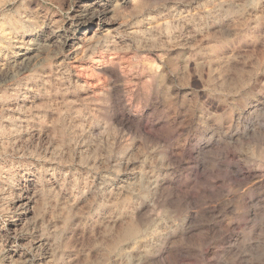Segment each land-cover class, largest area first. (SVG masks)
<instances>
[{
	"label": "rangeland",
	"instance_id": "374dc122",
	"mask_svg": "<svg viewBox=\"0 0 264 264\" xmlns=\"http://www.w3.org/2000/svg\"><path fill=\"white\" fill-rule=\"evenodd\" d=\"M255 2L0 0V35L60 25L69 59L91 57L16 76L0 57V264H187L198 245L226 264L264 231V168L236 150L264 147V111H190L197 93L123 76L164 59L215 70L225 93L255 71L250 94H264V13L240 7ZM105 33L95 54L83 44Z\"/></svg>",
	"mask_w": 264,
	"mask_h": 264
},
{
	"label": "clouds",
	"instance_id": "9594fccd",
	"mask_svg": "<svg viewBox=\"0 0 264 264\" xmlns=\"http://www.w3.org/2000/svg\"><path fill=\"white\" fill-rule=\"evenodd\" d=\"M240 7L259 9L264 13V0H256L255 3L247 5L241 4ZM8 15L9 8L6 5L4 16L7 17ZM109 35V33H105L104 37L90 36L84 40L83 44L91 47L93 54H95L100 46L101 39H106ZM70 39L72 38L65 37L62 34L60 25L51 29H47V26L41 25L38 29H34L26 35H19L13 30H4L2 35H0V57L6 55L15 62L11 69L14 76L18 75V68L28 64L36 67L51 66L53 63L61 66H70L77 59H91L90 56L82 57L78 52L73 59H69L72 53L77 51L76 48L69 46L68 41ZM83 44L78 47L83 48ZM152 54L157 55L156 52H152ZM214 71L210 68L205 71V68L200 64L195 65V70L193 71L190 70L187 63H170L161 59L158 66L143 70L138 69L132 72L123 71V76L139 78L145 84L155 83L157 86H166L171 91L178 92L184 96H187L189 93H197L189 101L190 111L200 105L214 108L217 105H240L241 103L244 105L245 113L251 114L264 111V94H250L254 86L255 71L245 83L227 93L223 91V84L219 87L214 86ZM117 77L119 78V73H117ZM60 78L68 79V73L66 72ZM229 96L232 97L231 100L228 99ZM150 114L151 108H145L141 119L147 118ZM213 115L221 116L223 113L214 112ZM261 134V129L255 126V121H250L247 129V142L252 143ZM236 145V150L242 152V159L246 166L264 168V147H261L258 152L253 153L245 151L244 147H239L240 145H245V141L243 140L238 139ZM24 230H27V228ZM25 247H28V245H25ZM136 247V242H133L132 248ZM197 247V255L188 260L187 264H205L204 255L207 247L205 245H198ZM143 252L149 253V249L144 248ZM116 259L119 260V256ZM106 264H110V262L106 261ZM129 264H131V257H129ZM226 264H264V231H261L252 239H246L237 243L234 250H231L227 255Z\"/></svg>",
	"mask_w": 264,
	"mask_h": 264
}]
</instances>
